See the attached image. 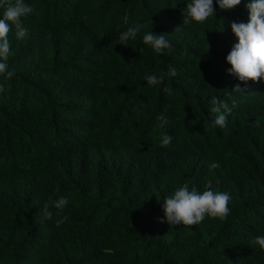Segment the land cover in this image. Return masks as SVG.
Here are the masks:
<instances>
[{
  "label": "trees",
  "instance_id": "obj_1",
  "mask_svg": "<svg viewBox=\"0 0 264 264\" xmlns=\"http://www.w3.org/2000/svg\"><path fill=\"white\" fill-rule=\"evenodd\" d=\"M26 2L28 34L9 35L15 76L0 77V264H264V80L242 83L227 62L251 0L188 25L191 0ZM134 23L147 28L121 45ZM152 30L171 48L145 45ZM169 67L161 85L143 79ZM213 97L232 109L226 129ZM186 182L230 193L228 218L169 225L164 199ZM60 195L58 228L42 209Z\"/></svg>",
  "mask_w": 264,
  "mask_h": 264
},
{
  "label": "clouds",
  "instance_id": "obj_2",
  "mask_svg": "<svg viewBox=\"0 0 264 264\" xmlns=\"http://www.w3.org/2000/svg\"><path fill=\"white\" fill-rule=\"evenodd\" d=\"M241 3L242 0H191L183 11V24L202 23L210 17L217 16L214 4H218L222 11H232ZM247 7L250 13L249 21L231 24L232 32L237 37L238 43L232 47L227 56V62L231 65L228 74L242 83L264 80V0H251ZM0 10H2L0 12V77L4 80H11L15 76V70H10L8 64L9 57L12 55L9 35L14 29L17 39L26 37L28 30L24 26V20L33 13L34 9L26 0H0ZM145 28H147L146 24H132L120 34V44L126 46L129 40H135ZM166 36V34H156L153 30L147 31L143 35V42L156 53L162 54L171 48V43ZM177 74L175 67H169L167 73L146 74L143 79L147 85L154 87L161 85L165 76L175 77ZM4 91V86L0 84V93ZM163 91L169 95L172 94L170 87H165ZM235 91H242L239 85L236 86ZM210 112L215 117L214 125L226 129L228 117L232 112L228 103L213 97L210 101ZM157 119L161 128L168 123L163 114ZM172 139L171 135L164 133L161 137V146H169ZM218 167L217 162L210 165V169ZM230 202L231 194L226 191H213L209 186L201 192L196 188H190L186 182L164 199L163 211L167 223L171 226L180 224L194 226L206 218L227 219L231 212ZM68 204L69 199L66 196L60 195L56 199L50 197L43 205L42 211L48 220L56 217L55 225L59 228L68 220V217L63 215ZM159 222L164 223L165 221L160 220ZM253 243L264 250V235L256 236Z\"/></svg>",
  "mask_w": 264,
  "mask_h": 264
}]
</instances>
